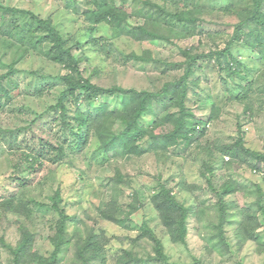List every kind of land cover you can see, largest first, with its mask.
Masks as SVG:
<instances>
[{"label": "rangeland", "instance_id": "1", "mask_svg": "<svg viewBox=\"0 0 264 264\" xmlns=\"http://www.w3.org/2000/svg\"><path fill=\"white\" fill-rule=\"evenodd\" d=\"M246 1L255 9L253 0ZM108 2L118 9L125 31L126 26L145 27L153 39H142L140 31L119 33L108 23L92 24L84 12L96 9L94 0H0V6L51 21L79 58L82 76L103 89L163 91L183 79L189 62L197 60L202 70L187 107L194 115L192 122L204 123L198 131L205 126L206 133L180 139L166 150L154 149L156 145L145 137L138 142L143 154L107 151L96 131L77 125L89 107L66 94L69 87L63 76L71 72L45 55L50 44L35 49L20 40L22 28H15V19L20 26L32 22L26 15L0 10V80L9 88L8 97L0 99V264H26L16 261L14 251L25 237L33 242L32 253L51 256L62 218L59 209L71 221L68 242L54 264H117L124 251L132 254L131 264H264V163L256 158L264 156V59L259 50L244 46L251 31L244 26L240 33L241 13L247 6L237 0ZM258 12L264 14V4ZM180 14L196 29L189 21L181 22ZM225 50L247 71L230 76L225 68L231 58L217 57ZM240 86L247 87L244 98L223 96L226 88L239 92ZM63 98L66 123L59 118L62 111L56 110ZM122 101L121 94L106 95L98 97L94 107L107 105L112 116ZM172 110L157 108L162 121L167 114L178 113ZM103 117L107 113L102 116L105 121ZM155 120L146 114L140 124L151 128ZM173 130L172 124L161 122L155 133ZM84 132H89L87 143L77 147L74 134ZM11 133L19 136L11 138ZM47 143L63 146L62 160L53 161L58 153L50 150L46 159L30 162ZM229 182L236 186L230 195L211 190L220 191ZM162 187L193 212L186 222L185 243L174 241L150 202ZM57 194L61 200L55 203ZM112 201L124 213L139 209L119 225L105 218ZM144 224L161 242L165 262H159L153 242L141 230ZM95 242L98 255L87 247Z\"/></svg>", "mask_w": 264, "mask_h": 264}, {"label": "trees", "instance_id": "2", "mask_svg": "<svg viewBox=\"0 0 264 264\" xmlns=\"http://www.w3.org/2000/svg\"><path fill=\"white\" fill-rule=\"evenodd\" d=\"M237 1L239 5L244 4L245 6H247V8H245V11L241 13L243 22L240 28V33L244 26L251 29V31L246 34L244 46L250 47L253 51L259 50V56L263 60L264 14H261L258 11L262 8L264 0H253L255 9L248 7V4H246L248 2L246 0ZM94 2L97 6L96 9L84 12V15L88 16V20L92 24L98 25L101 23H108L112 26V28H115L117 31H119V33L125 31L119 22L120 13L118 9H116V7H113L108 2V0H94ZM243 7L244 6H242L241 8ZM0 10H4L14 15H26L27 20L32 22L28 23L25 21L23 24L20 23L22 25L20 26L18 24L19 20L15 19V28H22V32L20 33L22 38L20 40L26 39L27 44L31 45V47L35 49H37L38 47L39 49H41L40 47L43 43L47 42L50 44L51 47L49 48V52L45 55H47V57H49L53 62L59 65H64L65 68L68 69L69 72H71L70 75L63 76L64 83H66V85L69 87V89L66 91V94L68 93L72 95V97H75L78 100L79 105H81L83 102L89 107L88 112L84 113L83 115L80 114V116L78 115L80 120H77V125L81 129L88 128L89 131H96V133L100 137L99 139L101 143H103L102 147L107 151L120 149L119 151L126 152L127 154H143L144 151L139 147L138 142L145 137H150L151 143L156 145L154 149L166 150L173 146H176L180 139L192 140L196 138L197 134L201 136L205 135V126L200 131H198L197 129V127L204 123L201 120H198L197 123L196 121L192 122V120L190 119L194 115L191 114L190 111H188L187 107V100L190 94V89L192 86L198 85L199 76L196 75L198 71L202 70L197 60L189 62L186 69V75L183 79L178 82L168 84L166 86L167 88H164L163 91L155 93L148 91L139 92L136 90H124L117 86L111 89H103L98 85L92 84L90 80H87L82 76L79 58L74 55L70 48H67V43L64 41L61 34L56 31L51 21L41 19L33 12H29L26 10L5 8L2 6H0ZM224 10L229 11L230 9ZM0 18L2 17L0 16ZM177 18L181 22L189 21L190 26L192 25L196 29V24L192 23L191 19L188 20L185 14H180L179 16H177ZM116 20L117 23L115 24L114 21ZM36 25H39L40 27H36ZM125 29L129 33L134 30L130 29L129 26H126ZM144 29L145 27H139L134 31H140L139 33L142 36V39H153V37L149 33L145 32ZM38 32L41 34H38ZM92 41L95 42L94 40ZM217 57H219V59L222 58L224 61H227V59L231 58L230 63H228L227 67L225 68L229 70L230 76H236L238 74H241L242 72L244 73L245 70L247 71V69L245 68L246 65H244L242 61L232 57L229 50L221 51L217 54ZM0 62H2L1 59ZM11 73L13 72L10 71V75H12ZM238 88L239 92H236L235 90L232 91L226 88V92L225 94H223V96H227V98L233 99H237L238 96H240L239 99L244 98L245 96L243 94H245V92L247 91V87L245 89L244 86H240ZM8 89L9 88L3 84L2 80H0V99H2L3 97H8ZM80 92H84V94H80ZM119 94H121V96L123 97V101L121 104V108L117 109L114 115H108L107 105L94 107L98 97ZM205 97L206 101L210 99L209 96ZM64 102L65 99H61L57 105L58 107H56V110L62 111V114H60L59 118L62 119V122L66 123V120L64 119L66 105L64 104ZM158 107H162L164 111H167L169 108H173V110L177 109L178 113L167 114L164 121H162V118H160L159 112L157 111ZM152 108H154L155 110H152ZM105 113H107V117H103L105 121H102V116ZM150 113L157 118V120L153 122V127L151 128L145 127L140 124V121L144 118V115H148ZM97 115H99L98 119H96ZM161 122L172 124L174 126V130L167 135H157L155 132L160 127ZM120 126H123V129L118 130L117 128ZM18 136L19 133H11V138H17ZM74 136L77 138L78 147V145H84L87 143L89 132H84V135L77 133L74 134ZM59 149H63V146H58V148H56L48 144L40 149L37 152L36 156H34V159H32V161L30 162L38 163L40 162V157L43 156L46 159L48 157L47 155H49L50 150H55L58 153L56 158L57 160L53 161H61L63 156L65 155V152L59 151ZM246 152L249 153L248 151ZM31 158L32 157L28 155L26 157V160L29 161ZM256 158L260 160V163H264V156L257 154ZM254 169L261 170V166H255ZM212 186L213 185L210 184V187ZM211 190L219 196L230 195L236 191V186L229 182V184L224 186V188L220 191L214 189L213 187L211 188ZM54 200L55 203L60 202V196L57 194L54 197ZM150 202L153 205L154 210L158 212L162 220L165 221V227L167 228L169 234L174 238V241L185 243L187 230L186 222L193 214L192 210L182 205L174 196L173 192L165 187L160 188L158 192L151 197ZM6 204H10V202H6ZM116 205V202L112 201L111 205H109L104 214L106 219L119 225L124 224L127 220L129 221L130 215L139 209V207H136L133 208L131 212L124 213L125 210H119ZM54 207H56V204L54 205ZM115 209L117 210L113 213L112 210ZM59 212L62 215V218L57 223L58 225L56 234L53 238V244L56 247L54 253L51 254V256H39L37 252L32 253L33 242L31 243L30 241L26 240L25 235H23V237L25 238L20 244L21 248L14 250L16 254V261L17 259L18 261H20V259H23L22 261L26 262V264H32L33 262H36L37 264L56 263L59 252L62 251L63 246L68 242L66 240V228L68 222L71 221V217L67 215L64 210L59 209ZM141 230L143 231L145 237H148L153 242L154 251L157 255V258L159 259V262H165L166 255L164 253V248L161 242L156 238L154 232L149 228V226H146L145 224L142 226ZM176 235H178V238ZM87 247L92 250V253L98 255V242L88 244ZM82 254H85V251H81V255ZM132 260V254L128 251H124L122 255L118 257L117 264H131Z\"/></svg>", "mask_w": 264, "mask_h": 264}]
</instances>
